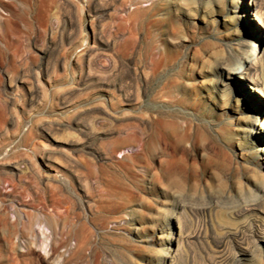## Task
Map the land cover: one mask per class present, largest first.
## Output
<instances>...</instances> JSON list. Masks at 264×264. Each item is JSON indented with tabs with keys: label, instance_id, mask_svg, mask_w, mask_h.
I'll use <instances>...</instances> for the list:
<instances>
[{
	"label": "rangeland",
	"instance_id": "374dc122",
	"mask_svg": "<svg viewBox=\"0 0 264 264\" xmlns=\"http://www.w3.org/2000/svg\"><path fill=\"white\" fill-rule=\"evenodd\" d=\"M255 19L244 0H0V166L29 167L0 172L2 264L83 239L69 264H264V99L216 70L254 45L263 82ZM15 209L18 229L74 212L75 232L35 226L27 251Z\"/></svg>",
	"mask_w": 264,
	"mask_h": 264
},
{
	"label": "bare ground",
	"instance_id": "6f19581e",
	"mask_svg": "<svg viewBox=\"0 0 264 264\" xmlns=\"http://www.w3.org/2000/svg\"><path fill=\"white\" fill-rule=\"evenodd\" d=\"M260 3L261 2H259V0H244L245 9H251L252 11H254L255 18H256L255 21L263 23L264 22V13L261 12ZM258 35H259V37H262L261 34L258 33ZM257 48H258V46H257ZM258 53H259V51L255 49L254 45H247V46L241 48L239 51H237V53L232 54V56H229L225 63H217L216 70L219 73V78H220V81H218L219 85L224 86L226 89L234 90V88L236 87V83L234 82V80H236V79L244 80L246 82H249V84H252L251 89L255 92V94L259 95V97L264 99V88H263V86L260 87L261 83L264 84V80L262 79L263 82H261L259 80H256V78L253 79V77L251 76L252 73L250 74V72L253 70V67L256 63V58L258 56ZM230 67H231V69L233 67H235V68H234L233 72L228 73V68H230ZM255 71H257V70H255ZM256 74H257V72L255 73V75ZM256 76H258V75H256ZM247 95L251 96L249 99H251V102L253 103V108L254 107L258 108L259 106H262V104H260V102L256 103L254 101V96L252 94H247ZM251 105L252 104H250V106ZM251 124H254V123L252 122ZM258 129L260 130V133L262 131H264V123ZM263 151H264V149H263ZM21 166H23V164L21 165L20 163H16V162H15V164L4 162V164H1V166H0V172L1 173H11V175L14 173H23V174L28 173L29 167L26 164L23 167H21ZM86 184H88V183H86ZM59 201H61V199ZM12 204H14L13 201H12ZM13 206H15V205H12V207ZM17 212L18 211L15 209L14 210L15 221H14V223L11 224V227L16 232H18V236L21 237L25 246H27V251L30 250V248L28 247L29 245L31 246V244H34V242L36 244V241H37L36 237H38L39 233H40V235H45V232H44L45 229L48 230L49 234L53 237L56 234L57 228H60L61 233L68 234V235H71L73 232H75L73 225H71V224L68 225V223H69L68 221H69V218L71 217V214L75 215L74 212H71V214L69 212H65V214L62 213L58 216H54V215L40 216V215L33 214V213H27L26 214L27 220L23 221L21 223L22 224L21 229L17 228V223H18V221H20V218H21ZM77 218L78 217H76V219ZM35 226H37V229L39 230L38 234L36 233V230L34 229ZM46 238H47V236H46ZM41 239H42V237H41ZM53 239L51 240L52 242H51V244L49 246L50 248L48 250L46 249L48 245L45 244V240H42L41 243H39V245H38L40 247V249H42L44 251L45 259L48 258L47 260H51V259H54L57 257H59V258L63 257L61 255V253L59 254V247L65 246L64 241L61 240L59 243H56L55 240H53ZM85 242H86V240H84V239L80 240L77 249L73 250L70 259H67L66 257L63 258L62 259L63 261L61 264H69L71 262H75L74 261L75 258L80 257L81 252H82V246L85 245ZM3 258H4V256H2L0 254V264L3 263V261H4ZM68 260H70V261H68ZM11 264H22V263L19 261V262L11 263Z\"/></svg>",
	"mask_w": 264,
	"mask_h": 264
}]
</instances>
